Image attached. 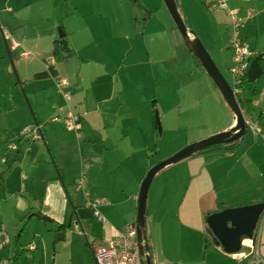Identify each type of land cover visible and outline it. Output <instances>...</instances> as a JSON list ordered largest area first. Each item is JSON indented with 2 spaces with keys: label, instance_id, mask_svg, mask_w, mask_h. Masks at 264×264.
Returning <instances> with one entry per match:
<instances>
[{
  "label": "crops",
  "instance_id": "1",
  "mask_svg": "<svg viewBox=\"0 0 264 264\" xmlns=\"http://www.w3.org/2000/svg\"><path fill=\"white\" fill-rule=\"evenodd\" d=\"M9 1H12L13 5L7 6L5 10L7 13L13 14V22H9L7 16L3 18L0 16V23L9 28V31L1 27L10 34L7 37L3 36V40L11 62L13 61V52L19 53L18 55L23 58H28L27 69L29 73H32L33 78L27 79L25 74V80H33L36 85L41 86L43 91L41 103L35 110V125L33 127L34 131L39 133V138H42L43 144H35L37 139L40 140L36 137L32 140H29L30 138L23 139L22 149L18 148L17 154H15L16 151H11V159L6 160L5 158L0 164V264H12L15 252L13 242L19 233L18 250L23 252L19 255L17 264H49V262L63 264V258H67L66 264H73L74 249L80 250L83 258L87 259L88 257V261H86L88 264L89 257L94 261L92 247L99 245L105 237L109 236L111 227L124 228L128 224L135 223L129 213L121 211V202L118 199H109L108 202L95 199L100 201L99 204L91 206L86 199H91L88 190L99 189L98 175L105 172L104 168L106 167L112 168L116 174V180L118 177H122L127 184L142 181L146 171L153 163H151L149 155L144 160L136 150L148 147L143 142L144 132H149L152 143L155 142L158 132L153 128V108L159 111L160 100H168L169 96L173 95L174 89L168 90L165 86L160 92L156 88L159 81L154 80L153 76H150L152 81L135 80L136 76L143 78L146 72H152V69L146 66L148 59L143 57L144 51L161 53V56L167 58L165 53H168V45L159 42L160 35L157 34L158 31L153 30L154 24L152 23V21H156L155 13L161 9V0H125V3L122 0H112L107 6L108 11H101L96 19L76 17L77 10L65 0L63 2L65 4L61 6L60 19L69 18L72 20V25L79 22L83 29L75 28L76 38H73L63 24L64 30L58 39H55L54 27L62 21L55 23L49 16V10L53 11L56 6V0ZM193 1L199 3V0ZM203 2L205 3L204 0ZM227 3L230 9L237 10V15L245 20L241 37L250 50L249 63L243 81L236 82L232 75L234 83L239 85L238 88H232L237 99L251 101L255 106L254 117L255 115L256 117L257 115L261 116L259 124L264 128V0H228ZM124 4L130 6L128 14L130 30L122 37L126 41L121 54L125 63L114 66L108 60L112 47H106L102 42L104 34L110 32L107 28L109 21L114 23L115 19L117 23L121 20L120 22L123 24L121 28L125 29V19L128 16L123 17L122 10L119 8ZM89 5H95L93 0H89ZM211 7L216 8L212 4ZM219 10L216 13L220 12L217 16L227 26L228 41L225 40L216 49L210 48L209 50L215 51L217 54L215 63L220 70L223 66L231 65L233 51L230 47V16L225 10ZM248 10H250V16H248ZM167 17L169 16L162 15V23L168 27L163 31L168 33L170 38L178 44L174 26L169 23ZM96 26H103L105 29L98 34L94 30ZM115 28L113 27L112 32H116ZM15 34L18 38L23 37L22 41L18 40ZM120 36L116 38V42ZM29 38H33L34 41H29ZM99 38L102 39V42ZM106 38L110 45L112 37L106 35ZM145 38H150L151 50L144 44ZM92 42L97 43L98 52L102 55L92 56L94 50ZM23 51H27L28 55L22 56L21 52ZM30 54L34 57L30 58ZM83 56L86 57V60H83ZM58 58L68 68L78 69L73 87L71 86L73 83L71 76L61 72L57 62ZM140 66H144V68L141 69ZM123 67L126 69L121 75L119 70ZM91 68L103 69V71L97 72L89 80H84L82 71L85 69L91 71ZM10 69L13 70L12 65H10ZM202 75L203 80L210 81L211 78L205 72ZM59 78L69 80L67 87V89L70 87L71 90L69 108L71 112L80 117V125L76 131L69 129L64 120L65 100L58 89L55 90L57 88L56 81ZM213 88L216 105L218 95V106L221 109L224 108V122L219 124L216 129L209 128L206 132H202L195 141L214 134V132L229 129L235 124L234 114L230 112L224 100H221L223 98H220L215 86ZM60 107L63 108L61 112L58 111ZM155 112L157 113V111ZM168 114H170L168 110L163 112V116ZM89 115H92L95 120L84 118ZM54 116H58V120H52ZM98 128L103 129V137L88 140L90 143L87 148V156L90 155L91 162L84 164V167L79 166L82 174L80 177H83L82 185L79 187L77 182L80 177L76 180L77 177L74 173L64 174L60 168L66 173L70 170V164L65 161L68 160L69 149L75 146L76 142L78 143L82 133L86 137L89 136L87 130L101 133ZM79 131L80 134H78ZM114 131L116 135L119 133V136H116V140L113 142L111 139ZM160 131L161 128L159 133ZM248 132L250 131L245 132L247 134L242 136L232 151H226L223 154L214 152L196 154L182 160L179 164L166 167V177L170 185L153 196L154 204L149 214L146 210L145 216L151 264H248L252 257L250 245L257 247L259 254L264 257V209L253 230L252 237L244 236L242 238V247L246 249L241 247V250L235 253H227L223 250L213 238L205 222V217L212 212L228 207L264 202V132L252 133V135ZM97 140L110 143L107 144L109 156L112 155L114 149L119 155L122 152V157L116 160V165H111L109 158L104 159L102 153L95 150ZM28 145L30 147L27 153L42 158L36 167V175L42 182L40 191L36 187L35 179L27 180L23 167L15 159ZM120 145L121 147H118ZM74 157L76 158L75 152ZM15 160L16 162L12 163ZM62 161H65L63 165ZM75 166L76 163H74ZM79 171L76 172V176ZM16 172L28 182L21 189H18L19 185L15 184V180H19V175ZM71 182L75 184L76 190L82 191V196L85 198L84 204L78 203L77 207L74 206L70 196L69 184ZM85 184L88 190L85 189ZM178 184L182 186L181 194L176 205H173V200L171 204L170 202ZM105 190L108 196H110V191L114 193L115 190L120 194L129 192L124 195L131 199H137L138 196L137 193L130 192V187L126 185H120L117 190L114 184ZM69 208L76 214L74 219L76 221L72 220L71 226L73 224L75 227L73 232L78 236H74L76 237L74 240V237L66 233L67 227L60 228L58 231L62 233L58 234L57 240H61V244L54 245L55 249L51 253L49 241L45 239L47 230H51L47 227H55V224L64 226ZM37 212L52 220L49 225L43 224L42 230L37 229L39 224L34 222L39 221L36 216ZM95 212L101 214L107 221L105 225L101 223L99 237L94 236L91 230L93 225L91 219H96ZM83 218H85L88 228L82 224ZM76 225L79 227L81 225L82 230ZM27 229L34 237L33 240L29 239L30 236H25ZM83 234L87 236V243L88 238L92 239V242L88 243L89 247L79 237ZM39 236L40 239H38ZM244 240L249 242L244 243ZM31 246L34 248H30Z\"/></svg>",
  "mask_w": 264,
  "mask_h": 264
},
{
  "label": "rangeland",
  "instance_id": "2",
  "mask_svg": "<svg viewBox=\"0 0 264 264\" xmlns=\"http://www.w3.org/2000/svg\"><path fill=\"white\" fill-rule=\"evenodd\" d=\"M64 1L65 0H56V6L54 10L53 11L49 10V16H51L53 22L57 23V21H62L60 24H58V26L54 27L55 39H58V36L61 35V33L63 32L64 30L63 24H65L66 28L70 32L71 37L73 38H76L75 28L79 30L83 29L79 22H76L75 25H72L71 19L69 18L62 20L60 19V10L62 11L61 6L65 4L63 3ZM111 1L112 0H93L95 5L91 6L89 5V0H67L68 4H70L72 7H74L77 10L76 17H80V18L91 17L95 19L98 18L97 16L100 15L101 11H108L107 6L111 3ZM122 1H124L125 3V0ZM176 4L178 11L181 15V18L184 22V25L190 32V36L193 39H198L205 47L207 52L210 54L213 61L215 62L216 60L217 62V56H216L217 54L215 53V51L213 52L209 49L210 48L216 49V47L221 43H223L225 40L228 41V35H227L228 31L226 28L227 26L221 20V18L217 16V14H220V12L216 13L217 11L220 10L219 9L217 10V8H212L211 4L209 3L207 7L206 4L203 2V0H199V3H196L193 0H176ZM12 5L13 2L9 0H2L0 4V16L2 18L7 16L8 21L11 23L13 22V18H12L13 14L7 13L5 9L7 6H12ZM119 8H121L122 10L123 17L128 16V14L130 13V6L128 4L121 5ZM88 9H92V10H88ZM215 9L217 11H214ZM163 14L169 16L167 18H169V23L172 26H174V30L177 35L178 44H176L170 38L168 33L163 31V29L167 27L166 24L162 23ZM128 18L129 16L125 19V29L121 28V25H123L122 22H120L121 20H119L117 23L115 22V19H114V23L112 21H109L107 28L110 32L104 34L103 42L102 39L99 38V40L106 47H112V50H110L108 55L109 56L108 60L109 63L114 66L125 63V60L121 58V54L123 53V50L125 48L126 41H124L122 37L130 30V21H128ZM155 18L156 21H152V23L154 24L153 30L158 31L157 34L160 35L158 38L159 42L168 45L167 48L168 53H165V55L167 54V58L161 56L162 55L161 53L156 54L153 52L144 51L142 55L144 58L148 59L146 66H148V68H151L152 72L151 73L146 72L147 75L145 73V76L143 78L141 76L139 78L136 76L135 80L152 81L150 79V76H153L154 80L159 81L156 85V88L160 92L163 91V86H165V88H168V90H171L172 88L174 90H173V95L169 96L168 100L165 101L160 100L159 103L161 106L159 108V111L156 108H153L152 119L153 121L155 120V111H157L158 113L157 116L159 118V124L161 128L160 133L158 129H155L156 132H158L157 133L158 135H156L158 136L157 139L155 140V142L152 143L151 134L149 132H144L142 135L143 142H145L148 145V147L147 149L141 148L136 150L139 156L144 160H146V156L149 155L151 157V163H153L152 165L172 155L181 147L189 145L192 142H195V139H197V137H199V135L202 132H206L209 128L216 129L219 124L224 122V110H223L224 108L221 109L220 106H218V100H219L218 95H217V105H216L214 93L212 92V90H214L213 86H215L213 81L211 79L210 81L203 80L202 74L203 72H205V70L200 64L196 62L192 53L189 51L188 47L186 46L182 38L181 33L179 32L173 19L169 15L163 3V0H161V9H159L155 13ZM1 26L9 31V28L5 27L2 24ZM113 27H116L115 28L116 32H112ZM16 28H18V26H16ZM103 29H105V27L103 26L94 27V30L98 34ZM106 35L112 37L110 45H108L107 43ZM119 35L121 36L116 42V38L119 37ZM240 35H241V31H240ZM15 37L20 41H22L23 39V37L18 38L16 34ZM3 38L4 37L0 30V164H2V161H4L5 158L6 160L11 159L10 156L11 151L13 152L16 151L15 154H17L19 152L18 148L22 149L21 145L24 144L23 139L30 138L29 140H32L30 133L33 132L34 129L33 127L35 125L34 114L36 107H38V104L41 103V99L43 96V91L40 85H36L33 80H25L26 76L27 79L33 78L32 73H29L27 69L28 58H23L18 55L19 53L13 52L14 54L12 59L13 61L11 62ZM28 40L34 41L33 38H29ZM78 44H80L79 41ZM144 44L147 45L151 50L152 43L150 41V38H145ZM42 45H46V44H42ZM92 45L94 46L92 56L96 57L97 55L98 56L102 55L100 52H98L97 43L92 42ZM19 50L20 48L18 49V52ZM212 55L214 56V58ZM29 56L30 58L34 57L31 54ZM233 56H234V52H233ZM233 56L231 60V65H229V67L223 66L220 68V70L222 71L223 76L230 84V86L238 88L239 85H236L234 83V79L230 71V68L234 65ZM83 60H86L85 56H83ZM57 62L60 66L61 72L65 75L71 76V79L73 80L71 86L73 87L74 80H76L75 74L77 73L78 69L76 70L74 67L68 68L60 58L57 59ZM10 65L13 66V70L10 69ZM140 68L142 69L144 68V66H140ZM91 69H92L91 71L90 69H85L82 71L84 80H89L97 72L103 71V69L101 70H98L97 68L94 69L91 68ZM125 69L126 68L123 67V69L119 70V73L123 75ZM215 88L220 98H223L218 88L216 86ZM68 89L70 90V87ZM55 90H57V88H55ZM130 94L133 93L130 92ZM221 100H224V102L226 103L224 98ZM70 105L72 106L71 102ZM167 110L170 114L163 116V112L165 113ZM230 112L234 114L231 109ZM84 118L86 120H91V121L95 120L92 115L84 116ZM27 126H31L33 128L30 131V133L23 132ZM98 130L101 131V133L95 132V130L93 131L87 130V134L89 135L88 137H86L84 133H82L81 138L78 140V143L76 142V145L69 149L68 160L65 161H68V163L70 164V170L66 173L63 169L60 168V170L64 172V174L71 175L74 173L75 177H77L76 180L82 175L79 166L84 167V164H88L91 162L90 155L87 156V148L90 143L88 140L90 138L103 137L102 135L103 129L98 128ZM247 131H250L248 132V134L252 135L251 128L250 129L247 128ZM78 134H80V131L78 132ZM116 136L118 137L119 133H117L116 135L114 131V133H112L113 138L111 139V141L114 142L116 140ZM258 138L260 139V137ZM40 143L43 144L42 138L40 140L37 139V142H35V144H40ZM107 144L110 143L108 141H105L103 143L97 140L95 142V150L98 151L99 153H102L104 159L109 158V162L111 165H116V160L122 157V152L119 155L114 149L112 155L109 156L107 153L108 152ZM29 147L30 146L28 145L26 146V148H23L21 154H19V156L15 159L18 160V162H20L21 166L23 167L27 180L35 179L36 187L40 191L42 189V182L36 175V167L40 163L42 158H37V156L27 153L29 151L28 150ZM118 147H121V145ZM74 152L76 153V158L74 157ZM16 160L13 161L12 163H15ZM65 161L61 162L62 165ZM181 162L182 160L177 163L171 164L170 166H174ZM74 163H76L75 167H74ZM166 167L160 170L154 176L153 180L150 183L148 189L147 208H146L148 214L154 204L152 200L153 196L157 192H161V190H163L164 187L166 189V187L170 185V183L168 182L169 180L166 177L167 172L165 170H167L168 168ZM104 169L105 172H101L98 175L99 181H97V183H100L99 189L88 190L85 184V189L90 191L91 199H99V200H103L104 202H106V200L107 202L110 201L109 199L111 200L118 199L121 202L120 204L121 211L124 213L125 212L129 213L131 219L135 220L137 199H133V198L131 199L128 196L124 195L129 192L126 193L124 192L123 194L122 193L120 194L119 191L116 190L114 192L115 196H113L114 193H112V191H110L109 193L110 196H108L106 194L105 189L115 184V187L118 190L120 185H126L130 187L131 189L130 192L133 193L135 192L138 195L141 182L139 183L132 182L130 184H127L122 179V177H118L116 180V174H114L112 168L109 169L108 167H106ZM77 171H79V173L76 176ZM84 171H86L85 175L87 177L86 168L84 169ZM16 173L18 174V172ZM18 175H19V180H15V184L16 186L19 185L18 189H21L28 182L26 179L21 178L20 174ZM69 186H70L69 187L70 196L72 197L74 206L77 207L78 203L84 204L85 198H83L82 196V191L76 190L75 184H73L72 182L69 184ZM181 187L182 186L178 184L176 190L172 194L173 198L171 199L170 204L172 203L173 200V205H176V202L181 194ZM69 205L71 206L70 202ZM103 215L105 216V214ZM75 218H76L75 212H73L72 209L69 208L68 217L67 220L65 221L64 228L67 227L66 233L72 237L78 236L73 232L75 229V227H73V224L71 226V221L73 220L75 222L76 221L74 220ZM37 220L39 221H34V222H38L35 224H39V227L37 229L42 230L41 226H43V224L45 223L42 219L37 218ZM92 221L96 223L94 220ZM49 224L51 223L50 222L47 223V225ZM82 224L86 228H88L85 218L82 219ZM29 226H31V224H29ZM49 228H51V230L50 231L47 230L45 239L49 241L50 247L52 249L51 253H53L55 249L54 245L61 244V240H57L58 234L61 233V231H58L60 229L58 224H55V227L48 226L47 229ZM28 230L29 229H27L25 236H30L29 239L33 240L34 237ZM87 236L89 237L88 233ZM87 236H84L83 234L82 236L79 237H81L84 244H86V246L89 247L86 241ZM74 238H75L74 240H76V237ZM38 239H40V236L38 237ZM91 240L92 239L88 238V243L92 242ZM242 249H246V248L242 247ZM83 257L84 256L82 255L80 250L74 249L72 263L86 264V261H88V257L87 259ZM66 259L67 258H63L62 260L63 264L67 263ZM89 259L90 262H88V264H94L93 259L91 257H89ZM49 264L52 263L49 262Z\"/></svg>",
  "mask_w": 264,
  "mask_h": 264
},
{
  "label": "water",
  "instance_id": "3",
  "mask_svg": "<svg viewBox=\"0 0 264 264\" xmlns=\"http://www.w3.org/2000/svg\"><path fill=\"white\" fill-rule=\"evenodd\" d=\"M163 2L177 29L181 33L189 51L197 59L199 64L204 68L207 75L213 81L214 85L218 88L228 107L234 113L236 121L229 129L192 142L191 144L180 148L164 160L159 161L147 170L141 181L137 196L135 218L141 264H151L150 250L146 236L145 216L148 189L154 176L166 166L188 158L208 146L224 143L227 144L240 139L244 136L248 128L247 120L238 103L233 88L227 82L202 43L198 39H193L190 36V32L184 25L178 11L176 0H163ZM263 209L264 202L228 207L208 214L205 217V222L213 238L218 244H220L223 250L227 253H235L241 250L242 238L244 236L247 238L252 237L253 230Z\"/></svg>",
  "mask_w": 264,
  "mask_h": 264
},
{
  "label": "built area",
  "instance_id": "4",
  "mask_svg": "<svg viewBox=\"0 0 264 264\" xmlns=\"http://www.w3.org/2000/svg\"><path fill=\"white\" fill-rule=\"evenodd\" d=\"M205 4L208 6L212 4L214 7L223 9L227 12L231 19V31H230V47L234 52L233 62L234 65L230 68L232 75L236 82H241L242 78L245 75L246 69L248 67V58L250 56V50L248 49L247 44L240 35V31L245 26V20L237 15V10L230 9L228 7V0H204ZM248 16H250V10H248ZM0 30L3 36L7 37L10 34L7 33L0 25ZM16 45V44H15ZM22 56H27L28 52H21ZM69 85V80L64 78H59L56 81V87L58 92L62 95L65 100V116L64 120L69 129L74 131L78 130L80 125V117L76 113L71 112L69 108L70 101V91L67 89ZM63 110L62 107L58 109L59 112ZM52 120H58V116H54ZM248 128L252 129L254 134L261 133L258 126L251 122L250 119H246ZM33 128L27 126L23 132L30 133ZM32 138H39V133L36 131L30 133ZM83 182V177H80L77 185L80 187ZM88 203L91 206L99 204V200H91L86 198ZM94 216L97 221L106 224V219L99 213L95 212ZM77 228L82 230L76 225ZM252 249V257L248 264H264V257L259 254L258 248L250 245ZM30 248H34L31 246ZM92 252L96 264H141L140 254H139V245L137 240L136 226L135 223L126 225L124 228L111 227L110 234L108 237H105L103 242L99 245L92 247Z\"/></svg>",
  "mask_w": 264,
  "mask_h": 264
},
{
  "label": "trees",
  "instance_id": "5",
  "mask_svg": "<svg viewBox=\"0 0 264 264\" xmlns=\"http://www.w3.org/2000/svg\"><path fill=\"white\" fill-rule=\"evenodd\" d=\"M194 59L199 64V62L197 61V59L195 57H194ZM242 81L243 80H241V82ZM237 100H238V103H239L243 113H244L245 118L246 119H250L252 123H254V124H256L258 126L260 131L264 132L263 126H261V124H259V121L261 120V116L257 115V117H256V115H255V117H254L255 106L251 103V101L250 100H246V99H237ZM153 126H154L155 129L160 130L159 119H158V116H157L156 112H155V120L153 121ZM241 139H242V137L240 139H237V140H235L233 142H230V143H227V144L224 143V144L211 145V146H208V147L204 148L203 150H201V151H199V152H197V153H195L193 155L203 154V153H210V152L223 154L226 151H232V149L240 142ZM36 216L38 217V219H42L44 221V223H46V224L49 223V222H52L50 217H48L46 215H43V214H41L39 212L36 213ZM91 220H94L96 222V223H94L92 221L93 222L92 229H91L92 230V234L94 236L99 237L101 235V223L99 221H97L96 219H91ZM59 228H64V226L62 224L61 225L59 224ZM19 236H20V233L14 238L13 245H14V248H15V252H14L12 264H17V261L19 259V255L23 252V251L18 250Z\"/></svg>",
  "mask_w": 264,
  "mask_h": 264
},
{
  "label": "bare ground",
  "instance_id": "6",
  "mask_svg": "<svg viewBox=\"0 0 264 264\" xmlns=\"http://www.w3.org/2000/svg\"><path fill=\"white\" fill-rule=\"evenodd\" d=\"M249 241L248 240H244V243H248Z\"/></svg>",
  "mask_w": 264,
  "mask_h": 264
}]
</instances>
